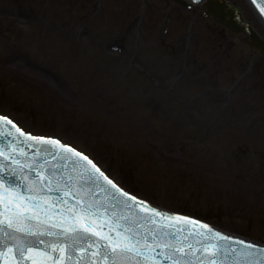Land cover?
Here are the masks:
<instances>
[{
  "label": "rangeland",
  "instance_id": "obj_1",
  "mask_svg": "<svg viewBox=\"0 0 264 264\" xmlns=\"http://www.w3.org/2000/svg\"><path fill=\"white\" fill-rule=\"evenodd\" d=\"M112 1L116 0H0V26L5 33L14 34L6 40L0 36V77L4 76L9 86L0 85L1 109L13 114L35 108L44 111L40 117L57 126V134L90 152L123 185L137 188L161 204H166L164 191L167 194L180 188L186 194L195 193L185 187L189 180L198 183L205 196L210 185L211 196L223 186L224 201L204 200L217 209L208 215L221 216L227 205L241 203L236 217L231 214L215 222L264 239V57L246 45L244 34L232 38L208 24L202 15L174 9L167 0L147 2L146 12L139 0H131L136 12L130 17L120 8L127 0ZM165 7L169 12L162 10ZM179 17L181 24L174 21ZM13 23L14 31L5 27ZM86 32L97 33V39L84 35ZM184 58L188 73L177 83ZM250 63L253 71L236 85L231 99L238 109L247 110L243 114L247 125L239 131L229 126L238 118L228 119L222 102L228 86ZM197 76L211 79L204 93L197 94L198 89L190 84L179 88L180 83ZM174 79L180 101L191 104L195 100L194 106H210L211 113L195 131L184 117L177 123L168 119L167 129L159 125L147 129L145 93L154 105L168 102L177 104L176 108H189L179 106L180 101L173 104L165 96L170 94L168 87ZM186 86L193 87L190 96L182 93ZM155 114L160 115L157 108ZM194 122L200 124L197 117ZM25 124L42 131L53 129L39 120L28 119ZM145 130L154 136L147 142L142 137ZM241 143L247 146V158L237 153ZM200 148L202 159L195 157ZM150 154L159 168L151 184L144 177ZM235 160L249 163L251 174L237 175ZM174 169L184 174L182 184L169 179ZM174 193L168 200L170 207L205 214V207L195 203L201 199Z\"/></svg>",
  "mask_w": 264,
  "mask_h": 264
},
{
  "label": "snow or ice",
  "instance_id": "obj_2",
  "mask_svg": "<svg viewBox=\"0 0 264 264\" xmlns=\"http://www.w3.org/2000/svg\"><path fill=\"white\" fill-rule=\"evenodd\" d=\"M5 136L12 138L10 145L23 143L34 151L33 163L26 165L15 159L16 147L6 151L0 146V264H66L73 250L81 253L77 264H158V248L156 255L171 264H226L229 259L230 264H264V247L139 200L84 152L58 138L33 135L0 114V137ZM18 154L27 155L24 148ZM10 158L18 167L5 168L2 161ZM51 192L58 195L46 194ZM49 224L61 231L40 230ZM17 233L61 239L49 252Z\"/></svg>",
  "mask_w": 264,
  "mask_h": 264
},
{
  "label": "bare ground",
  "instance_id": "obj_3",
  "mask_svg": "<svg viewBox=\"0 0 264 264\" xmlns=\"http://www.w3.org/2000/svg\"><path fill=\"white\" fill-rule=\"evenodd\" d=\"M230 1L236 2V0H230ZM237 2L241 4L242 7L245 9L247 17L250 18V20H252L251 23L254 26V28L258 32L264 33V24L262 23L260 18L257 16L255 10H253V7L250 6V3H248L249 1L248 0H237Z\"/></svg>",
  "mask_w": 264,
  "mask_h": 264
},
{
  "label": "water",
  "instance_id": "obj_4",
  "mask_svg": "<svg viewBox=\"0 0 264 264\" xmlns=\"http://www.w3.org/2000/svg\"><path fill=\"white\" fill-rule=\"evenodd\" d=\"M240 24H241V25H244L243 22H240ZM26 156H27V155H26ZM26 156H24V157H26ZM26 159H30V157L28 156V158H26ZM57 195H58V193L53 192V196H54V198H55ZM57 210H58V209H57ZM93 249H95V248H92L91 250H93Z\"/></svg>",
  "mask_w": 264,
  "mask_h": 264
}]
</instances>
